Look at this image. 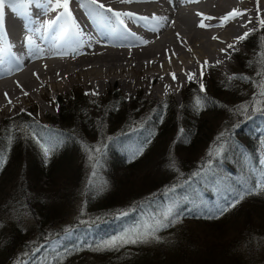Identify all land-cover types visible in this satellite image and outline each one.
Wrapping results in <instances>:
<instances>
[{
    "label": "trees",
    "instance_id": "obj_1",
    "mask_svg": "<svg viewBox=\"0 0 264 264\" xmlns=\"http://www.w3.org/2000/svg\"><path fill=\"white\" fill-rule=\"evenodd\" d=\"M259 36V32L249 35L242 41L245 53L235 55L237 70L234 75L241 79H232V75L226 80L210 68L204 72L206 81H201L205 85V93H200L194 84H187L179 105L170 98L157 103L144 123H137L141 113V110L136 109L139 104L132 102L128 108L124 107L117 91L108 94L104 113L94 125L85 119L82 107H76L79 106L77 101H73V107H65L58 101L57 115L46 118L47 123L25 114L4 120V131L0 133V157L3 158L0 174L8 166L15 165L14 161L22 156L21 148L25 150L23 159L28 157L30 161L25 168L34 175L48 170L47 173L56 171L60 165L65 168L71 166L69 157L63 154L65 150L59 153L56 151L58 147L46 160L42 149L33 139V129L41 132L42 128L47 127L56 131L57 137L66 145L71 143V148L78 145L77 141L88 146L83 140L86 138L101 140L104 132L112 136L100 142L101 151L94 156L86 172L82 190L83 204L72 223L75 226L71 227L74 230L80 229V234H85L89 228L96 229V233L103 238L95 241L83 238L79 243H66L57 253L63 264H264V191L246 196L218 219L187 211L195 207L198 212L200 205L212 207L221 201L215 187L193 175L209 159L208 152L217 144L221 134L227 144L235 149L228 151L226 159L213 162L215 171L225 178L227 184L238 186L243 180L254 182L253 173L258 174L262 167L259 149L264 150V96H261V92H264V49ZM198 96H206L208 101L200 111L195 107ZM253 97H257L255 104ZM240 106L248 110L242 111ZM219 120L225 128L217 132L219 124L216 122ZM104 128L106 130L102 133ZM146 138H150V142L144 145L142 154L132 158L131 152L127 150L135 151ZM127 145L131 147L125 150ZM105 148L112 156L111 167L114 164V168L121 167L131 173L139 170L140 165H145L144 168L152 165V171L158 174L150 176L146 171L140 175L120 178L113 170L105 167L102 161ZM63 173L71 171L63 170ZM189 183L190 187L187 186ZM172 185L177 187V200L184 198L186 193L188 197L198 193L200 205H193L191 199H184L181 207L185 213L168 228L161 229L156 234L158 238H146L144 242L123 248H111L107 243L109 238L115 240L123 234V229L134 224L139 226L138 217L153 210L150 201L155 199L157 203L164 202L165 197L161 193ZM42 210L44 212L40 211L38 215L32 212V217L36 218V237L33 244L20 246L15 257L18 262L30 257L34 246L44 244L64 230L53 227L55 208ZM124 210L129 213L128 216L123 219L114 217V213ZM1 212L2 209L0 218L3 214ZM117 219L118 224L114 223ZM229 220V229L223 228L221 225ZM186 221L192 223L191 229H183ZM199 229L209 233L205 236H217L222 230L226 231L225 235L231 233L234 236L220 246L221 259L213 257L211 251L208 254V250L196 256L193 244H190L193 246L190 252V245L183 246L178 242L180 237L185 242L190 241L184 232L188 233L189 230L196 235L195 230ZM12 235L16 237L15 231H12ZM11 239L7 237L0 241V258L4 251L11 249ZM85 240L86 243H83ZM37 257V253H34L31 259Z\"/></svg>",
    "mask_w": 264,
    "mask_h": 264
},
{
    "label": "bare ground",
    "instance_id": "obj_2",
    "mask_svg": "<svg viewBox=\"0 0 264 264\" xmlns=\"http://www.w3.org/2000/svg\"><path fill=\"white\" fill-rule=\"evenodd\" d=\"M99 2L119 12H132L149 17L154 13L157 19H149L150 27L154 28L158 24L162 27L158 32H153L128 22V28L136 33L135 38L129 37L125 41L118 36H106L101 28L73 3L71 8L74 16L80 28L86 36L91 37V40L74 50L63 46V39L58 38V32H50L40 38L32 37V44L29 47H43L45 50L38 58L32 57L26 51H20L26 32L24 21L15 17L6 8L9 40L0 45V48L7 49L9 42L14 44L15 47L11 50L22 56L23 67L22 70L16 68L9 71L7 56L5 63L0 65V73H3L0 74V113L18 109L23 101L33 102L37 98L46 101L50 95H57L66 88L73 89L80 85L85 86L86 90H94L104 89L108 84L118 82L127 90L143 87L154 95L179 92L181 86L188 80L189 74L201 77L204 62H209L207 56L217 66L228 61L232 49L227 47L223 52L217 50V53H213L212 41L228 45L231 43L229 39L243 35L254 24L264 19V0H199V2L173 0L172 3H169V0H140L133 3H124L122 0H99ZM234 9L246 11L247 14L236 21L226 23L223 27L218 26L221 23L220 18ZM197 13H203L204 17H215L212 20H204L205 24L213 26L198 27L202 17ZM56 15L57 12H49L43 16V20L47 21ZM160 17L165 19L161 20ZM249 19L252 23L243 27L242 25ZM141 38L146 43H141ZM240 42L236 39L234 41L236 45ZM186 60H191L192 65L181 64ZM135 75L137 80L133 79ZM5 93L8 94L7 98Z\"/></svg>",
    "mask_w": 264,
    "mask_h": 264
},
{
    "label": "rangeland",
    "instance_id": "obj_3",
    "mask_svg": "<svg viewBox=\"0 0 264 264\" xmlns=\"http://www.w3.org/2000/svg\"><path fill=\"white\" fill-rule=\"evenodd\" d=\"M253 29H255V31H253ZM247 32H249L250 35L259 32V39L261 40V44L264 49V29H261L259 27V23L254 24L252 28H249L247 30ZM229 40L231 43H234L235 41V39ZM212 43L211 51L213 53H217V50L220 52L221 49L227 48V44H216V42L214 41H212ZM238 53H245L242 48V41L236 45L235 50H232L228 61H224V64H222L221 66L213 64L210 60V57L207 56V60L209 59V62L207 65L204 64L203 73L206 70L213 68L224 79L229 80L232 75H234V71L237 70L235 64V55ZM190 63L191 60H186L181 64H187L186 66H191L192 64ZM133 79L137 80L138 78L135 75L133 76ZM206 79L207 78L204 74L203 79H201V77L198 78L193 75V82H189V80H187L181 86L179 92L172 91L166 95H154L150 90H145V88L143 87H141L140 89L130 88L129 90H127L118 82L108 84L104 89L86 90L85 86L83 85L73 87V89L66 88L60 94L50 95L46 101L40 98H37L38 100L36 99L33 102L23 101L18 109L8 110L6 113H0V133L4 131V120L13 118L17 115L23 116L24 114L28 115V113H31V115L29 116L33 119L40 120L43 123H47L48 121H46V118L55 117L57 115V112L59 110L58 101H61L65 105V107H73V101H77L79 103V106L76 105V107H82V110L84 111L82 112L86 116L85 119L93 122V125L97 124L96 120L100 119L101 115L104 113L107 96L112 91H117L124 103V107L126 108H128L132 102H137L139 106H136V109L141 110L140 118L137 120V123H144L148 114H151V112H153L152 109L154 105L161 101H164L167 98L172 99L176 105H179L183 94L182 91L187 84H194L197 88H199L201 81H206ZM259 91L256 92V96L259 94ZM93 92H97L98 94L92 95ZM242 108L243 106H240V109ZM206 117L209 118V115L207 114ZM220 122V120L216 122V124H219L217 132L223 131L225 128V126ZM229 126L231 127L230 124ZM67 129H69V127H67ZM42 130L57 137L56 131L50 130L47 127L42 128ZM105 130L106 128L102 129V133ZM111 137L112 136L110 134L104 132L101 140H96V138L83 139L88 146L83 145L81 142L74 141L78 145L72 148L71 143H68V145H66V143L61 140L62 142L59 144L56 151L60 153L62 150H65L63 154L69 157L71 166L69 168H65L63 165H60L56 171L47 173L49 171L48 170L46 172H41L39 175H34L28 170V168H25L28 167L30 161L27 160L28 157H25L23 159L22 156L24 155L23 152L25 150L21 148L20 152L22 153V156L14 161L15 165L8 166L6 170L2 174H0V210L2 209L3 211L1 212L3 214L0 218V241H3V239L7 237L12 238V242L10 245L11 249L3 252L0 258V264H19L20 261L18 262L15 257H17L18 255V249L20 248V246L27 247L28 245L33 244L36 237L34 235V221L36 218L32 217V212H35L36 215H38L40 211H42V213L44 212L42 208H55L56 211L54 212V214L56 216L52 220V222L54 223L53 227H58L65 230L67 226L71 225L69 228L75 226L72 223L75 217L78 215L83 204L82 190L84 188L85 175L92 165L94 156L98 154L95 152H90L89 149L99 148V144L101 141L105 142V140L107 141ZM20 138H22L21 133ZM131 144H133V142H131ZM130 147V145H127L125 147V150ZM105 149H103L102 156L104 158L102 159V161L106 164L105 167L107 169L113 170L115 175L119 176L120 178H125L130 175L136 174L140 175L145 173L146 171L147 173H150V176L158 174L152 171V167H150L152 165H149L150 168L147 166L146 168H144L145 165H140L141 167L138 168L139 170L132 171L131 173H128L127 169L121 167L114 168V164L111 167L110 161L112 159V156L110 154V151H108V149H106L105 151ZM259 156L261 163V161H264L263 149H259ZM169 166H172V162ZM63 170H69L71 171V173H63ZM89 179L92 178L89 177ZM163 203H167V201L165 200ZM152 211L153 210H150L145 214L142 213V215H140L137 219V224L139 225V222L146 220L152 213ZM49 214L51 216L52 212L50 211ZM117 222L118 219L114 223ZM230 223L231 220L226 221L221 226L225 229H229ZM191 225L192 223L190 221H186L184 222L183 229H191ZM64 230L61 234L55 236L49 241L44 242V244L42 245L57 244L58 253V251L63 246H65L67 242L75 241L76 243H79L82 241L83 237L79 233L80 229L77 228L76 230H74L73 235L70 238H65ZM12 231H15L16 237L12 235ZM187 232L188 233H184L186 234V236L190 237V241L185 242V240L180 237L178 239V242L182 243L183 246L193 244V246L195 247L194 250L196 256H199L208 250V254L211 251V255L218 259H221L220 246L224 245L229 238L234 237L231 236V233L225 235V230L219 232L217 236H205L209 233L207 231L203 233L202 229H199L197 231L195 230L196 235H194L193 232L189 230H187ZM94 233L95 231H93L91 234L94 235ZM89 236L91 237L90 234ZM97 237L98 238L92 239V241L100 240L103 238V236L100 234H98ZM1 243L2 242H0V245ZM125 246H132V244H123L119 246V248H123ZM193 246L190 245V252H192ZM24 247H22L21 249L24 250ZM33 248H35L33 250V254L37 253L38 257L36 259H31V256H33L32 254L30 255V257L23 259V264H42L45 257H47L49 260H53V256L50 255V253L52 252L51 247H41L39 252L36 251V246H34Z\"/></svg>",
    "mask_w": 264,
    "mask_h": 264
},
{
    "label": "snow or ice",
    "instance_id": "obj_4",
    "mask_svg": "<svg viewBox=\"0 0 264 264\" xmlns=\"http://www.w3.org/2000/svg\"><path fill=\"white\" fill-rule=\"evenodd\" d=\"M122 2L133 3L140 2V0H122ZM172 2L173 0H169V3ZM190 2H199V0H190ZM73 3L83 10L85 15L90 17L92 22L95 23L97 27L101 28L102 33L106 36H118L125 41L128 40L129 37L135 38L136 33L128 28V22H132L153 32H158L159 28L162 27L160 24L154 28L150 27L149 19H157L154 13L149 17L140 16L132 12H119L106 6L104 3H100L99 0H0V45L9 40V30L6 27L5 13V9L7 8L15 17L23 19L26 32L25 39L22 41L23 47L20 51L30 53L32 57L39 58L45 51L43 47H29V45L32 44V37H44L45 34L50 32H58V38L63 39V46L66 48H72L75 50L84 46L91 40V37L86 36L83 29L80 28L77 19L74 16L73 9L71 8ZM49 12H57V15L47 21L43 20V16L48 15ZM246 14V11L242 12L234 9L220 18L221 23L218 26L223 27L226 23L236 21ZM197 15L202 17L198 27L210 28L213 26L211 24H205L204 20H212L215 19V17H204L203 13H197ZM159 19L164 20L165 18L160 17ZM251 23L252 21L249 19L245 21L242 26L247 27V25ZM259 27L264 29V19L259 21ZM253 31H255V29H253ZM27 33H31V35H28ZM249 35L250 33L246 31L243 35L238 36L235 39L237 42H240L245 40ZM177 36L179 37L178 33ZM213 39L218 38L213 37ZM141 43H146V41L141 38ZM14 47L15 45L9 42L7 49L0 48V65L5 63V57L7 56V63L10 66L9 71H13L16 68L22 70L23 67L22 56L11 50ZM227 47L228 49L235 50L236 44L230 43ZM221 51L223 52L224 50L222 49ZM173 55H175V53H173ZM169 62H171V60H169ZM217 63L220 62L217 61ZM204 64L207 65L208 62L205 61ZM203 74L202 66L201 79H203ZM34 75L36 74L34 73ZM172 77L175 81L176 77L174 73L172 74ZM232 79H241V77L233 75ZM188 80L189 82H193V74L188 75ZM17 84L19 86V82H17ZM199 92H206L203 83H200L199 85ZM97 94V92L92 93V95ZM25 95H27V93H25ZM5 96L7 98L8 94L5 93ZM261 96H264V92H261ZM256 99L257 97H253V104H255ZM207 102L206 96H198L195 101L196 110H202ZM9 103H11L10 99ZM247 110V108L242 109V111ZM28 115H31V113H28ZM32 133L33 139H35L38 146L42 149L46 160L62 142L59 138L44 130L36 132L35 129H33ZM149 142L150 138H146L143 144L136 147L135 151H132L131 149H128L127 151H130L132 158H135L137 155L142 154L144 145ZM229 150L235 151V149H232L231 146L227 144V140H225L223 134H221V136L218 137L217 144L213 145L208 152L209 159L202 163L196 173L193 174L194 176L199 177L202 181L216 188L217 193H219L221 197V201L218 204L212 207L200 205L198 193L192 197H188L186 193L184 198L177 200V187L175 185L168 186L167 190L161 193V196L165 197L167 203L162 202L158 204L155 199L151 200L150 208H152L153 211L148 218L139 222V226L134 224L123 229V234L115 240L109 238L107 241L109 246L116 249L123 244H137L144 242L146 238H158L156 234L161 229L168 228L185 213V209L181 207L184 199H191L193 205H200L198 212L195 207L188 209V212L200 214L209 219H218L227 211L236 207L246 196L257 193L258 191H264V161H261L262 167L259 173H253L255 176L254 182L243 180L238 186L227 184L225 178L215 171L213 162H219L221 159H226ZM89 151L99 153L101 149H89ZM2 160L3 158L0 157V162H2ZM220 185H224V187L221 188ZM187 186L190 187V183ZM113 215L115 218L123 219L128 216L129 213L124 210L114 213ZM73 232L74 229H65V238H70L73 235ZM83 243H86V240L83 241ZM102 243H104V241H102ZM41 247H51L52 252L50 255L54 258V264H63L62 259L57 255V244L37 245L36 251L39 252ZM73 247H75V245H73ZM65 251H68V249L65 248ZM19 264H23V261H20ZM42 264H53V260H49L45 257Z\"/></svg>",
    "mask_w": 264,
    "mask_h": 264
}]
</instances>
